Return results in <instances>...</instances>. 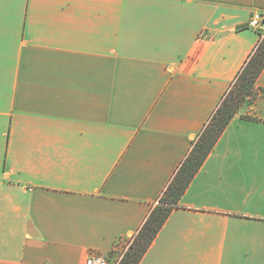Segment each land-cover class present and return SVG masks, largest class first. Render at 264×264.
<instances>
[{
  "label": "crops",
  "instance_id": "obj_1",
  "mask_svg": "<svg viewBox=\"0 0 264 264\" xmlns=\"http://www.w3.org/2000/svg\"><path fill=\"white\" fill-rule=\"evenodd\" d=\"M264 0H0V264L112 262L261 35ZM138 264H264V69Z\"/></svg>",
  "mask_w": 264,
  "mask_h": 264
},
{
  "label": "trees",
  "instance_id": "obj_2",
  "mask_svg": "<svg viewBox=\"0 0 264 264\" xmlns=\"http://www.w3.org/2000/svg\"><path fill=\"white\" fill-rule=\"evenodd\" d=\"M258 34L261 35L260 32ZM263 69L264 36H260L229 89L195 138L174 177L159 196V205L151 207L141 226L129 237L128 247L124 250L118 264L139 263L170 211L177 205L181 194L231 118L238 112L240 106L251 103L257 96L258 92L255 84ZM259 91L264 94V89H259Z\"/></svg>",
  "mask_w": 264,
  "mask_h": 264
},
{
  "label": "built area",
  "instance_id": "obj_3",
  "mask_svg": "<svg viewBox=\"0 0 264 264\" xmlns=\"http://www.w3.org/2000/svg\"><path fill=\"white\" fill-rule=\"evenodd\" d=\"M246 27L253 28L258 32H260L261 36H264V14L261 13L252 14L246 24ZM125 247H123L122 249H118V248L116 249L117 257L112 262H110L108 258L103 256L90 255L87 258L85 264H118L119 260L121 259L124 253Z\"/></svg>",
  "mask_w": 264,
  "mask_h": 264
},
{
  "label": "rangeland",
  "instance_id": "obj_4",
  "mask_svg": "<svg viewBox=\"0 0 264 264\" xmlns=\"http://www.w3.org/2000/svg\"><path fill=\"white\" fill-rule=\"evenodd\" d=\"M154 205H159V200H157L156 202H155V204ZM128 247V244H126V247H125V249ZM123 247H121L120 249H122Z\"/></svg>",
  "mask_w": 264,
  "mask_h": 264
}]
</instances>
